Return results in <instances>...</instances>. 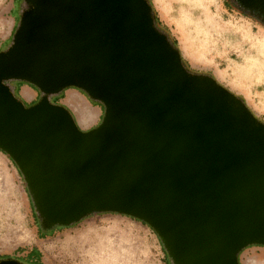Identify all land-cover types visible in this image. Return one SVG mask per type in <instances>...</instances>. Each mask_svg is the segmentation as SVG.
<instances>
[{
  "label": "water",
  "instance_id": "95a60500",
  "mask_svg": "<svg viewBox=\"0 0 264 264\" xmlns=\"http://www.w3.org/2000/svg\"><path fill=\"white\" fill-rule=\"evenodd\" d=\"M0 51V149L41 225L118 212L151 225L173 264H241L264 244V122L211 75L190 72L149 0H25ZM264 16V0H239ZM42 95L27 106L9 85ZM104 105L83 129L50 96ZM0 264H23L0 258Z\"/></svg>",
  "mask_w": 264,
  "mask_h": 264
},
{
  "label": "rangeland",
  "instance_id": "374dc122",
  "mask_svg": "<svg viewBox=\"0 0 264 264\" xmlns=\"http://www.w3.org/2000/svg\"><path fill=\"white\" fill-rule=\"evenodd\" d=\"M149 1L191 69L213 76L264 122V53L260 44L264 26L228 0ZM29 7L25 0H0V51L10 46L22 13ZM32 87L39 95L34 101L24 100L27 106L42 95ZM66 89L50 96L51 102L58 103ZM88 99L103 109L92 129L100 124L104 105ZM74 100L80 108L81 101ZM90 116V112L82 114L83 119ZM18 169L0 149V258L18 259L23 264H107V258L112 264H173L152 228L118 212H93L70 226L43 229L39 235L38 214ZM239 258L241 264H264V244L247 246Z\"/></svg>",
  "mask_w": 264,
  "mask_h": 264
},
{
  "label": "crops",
  "instance_id": "0c3cea01",
  "mask_svg": "<svg viewBox=\"0 0 264 264\" xmlns=\"http://www.w3.org/2000/svg\"><path fill=\"white\" fill-rule=\"evenodd\" d=\"M14 91H17L18 95L23 100L34 101L37 99L39 93L32 87L31 84L24 83H11ZM74 99H79L81 101V107L78 108L77 103ZM58 103L64 104L67 107H70L75 113V117L79 125L86 130L95 125L98 120L101 118L103 109L101 106H95L87 97V95L80 89L76 87H69L64 91V94L61 96V99L58 100ZM90 112L91 116L88 119H83L82 114Z\"/></svg>",
  "mask_w": 264,
  "mask_h": 264
},
{
  "label": "trees",
  "instance_id": "16d2710c",
  "mask_svg": "<svg viewBox=\"0 0 264 264\" xmlns=\"http://www.w3.org/2000/svg\"><path fill=\"white\" fill-rule=\"evenodd\" d=\"M228 1H229V3H230L231 5H233V6L237 7V8H239V9L243 10V11L246 13L247 16H249V17L255 19V20L258 21L261 25L264 26V16H263L260 12H258V11H256V10H253V9H252V10H248V8L244 7L242 4H241V7H239V6H238L233 0H228ZM237 1H238V0H237ZM154 17H155V26H156V28H157L159 31H161V32H163V33H166V34L168 35V39H169V41L171 42V44L174 45L175 47H177V46H176V45H177V41H176V39H174V37L170 34L168 28L163 24V22H162L161 19L159 18V16H158L157 12L155 11V9H154ZM183 62H184V64H185V66L189 69L190 72H194V73H196L195 70L191 69V67H190V65L187 63V61H185V60L183 59ZM14 93L20 98V96L16 93V91H14ZM10 158H11V157H10ZM11 160H12V162L14 163V165L18 168V166L16 165L15 161H14L12 158H11ZM18 171L20 172L19 169H18ZM20 174H21V172H20ZM21 176H22V174H21ZM28 194H29V196L31 197L29 191H28ZM35 211H36V209H35ZM36 212H37V211H36ZM90 214H92V213H90ZM90 214H88V215H90ZM88 215H86L85 217H87ZM142 222H143V221H142ZM143 223H145V224L148 225L150 228H152L153 232H154L155 234H157L156 231H155V229H154L151 225H149V224L146 223V222H143ZM56 226L67 227V226H70V225H56ZM38 228H39V235H40L41 231H42L43 229H45V228L42 227V225H41V221H40L39 217H38ZM32 249H34V248H32ZM31 254H32V250L28 252L27 256H30ZM27 256H26V257H27ZM168 256H169V255H168ZM169 258H170V256H169ZM170 260H171V258H170Z\"/></svg>",
  "mask_w": 264,
  "mask_h": 264
},
{
  "label": "bare ground",
  "instance_id": "6f19581e",
  "mask_svg": "<svg viewBox=\"0 0 264 264\" xmlns=\"http://www.w3.org/2000/svg\"><path fill=\"white\" fill-rule=\"evenodd\" d=\"M260 44H261V47H262V48H261V52L264 53V41L261 42ZM106 260H107V262H108L107 264H112V259H111V258H110V259L107 258ZM108 260H109V261H108Z\"/></svg>",
  "mask_w": 264,
  "mask_h": 264
},
{
  "label": "flooded vegetation",
  "instance_id": "af4514ba",
  "mask_svg": "<svg viewBox=\"0 0 264 264\" xmlns=\"http://www.w3.org/2000/svg\"><path fill=\"white\" fill-rule=\"evenodd\" d=\"M239 7H241V2L238 0H233ZM249 10V9H248ZM171 43V42H170Z\"/></svg>",
  "mask_w": 264,
  "mask_h": 264
}]
</instances>
